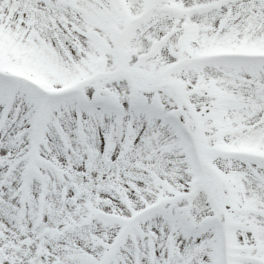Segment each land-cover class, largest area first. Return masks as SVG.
I'll use <instances>...</instances> for the list:
<instances>
[{
  "label": "snow or ice",
  "instance_id": "obj_1",
  "mask_svg": "<svg viewBox=\"0 0 264 264\" xmlns=\"http://www.w3.org/2000/svg\"><path fill=\"white\" fill-rule=\"evenodd\" d=\"M0 264H264V0H0Z\"/></svg>",
  "mask_w": 264,
  "mask_h": 264
}]
</instances>
